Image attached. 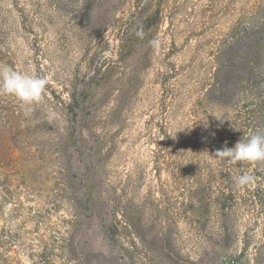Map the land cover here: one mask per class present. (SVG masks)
Segmentation results:
<instances>
[{
	"label": "rangeland",
	"instance_id": "obj_1",
	"mask_svg": "<svg viewBox=\"0 0 264 264\" xmlns=\"http://www.w3.org/2000/svg\"><path fill=\"white\" fill-rule=\"evenodd\" d=\"M253 2L0 0L1 37L14 69L48 81L27 115L11 96L16 116L0 110V155L8 167L0 166V264H40L28 246L69 238L79 252L68 261L56 250V264H264V191H239L224 223L212 203L193 216L196 178L173 175L169 152L183 131L207 124L191 109L196 77L210 59L208 47ZM158 5L161 22L144 31L142 20ZM132 20L144 41L123 50ZM83 81L103 86L82 95L79 112L86 130L79 137L95 155L89 169L73 140L65 144L64 107ZM93 166L100 173L94 211L84 187ZM4 189L15 200L4 203ZM215 191L204 195L213 199Z\"/></svg>",
	"mask_w": 264,
	"mask_h": 264
},
{
	"label": "trees",
	"instance_id": "obj_2",
	"mask_svg": "<svg viewBox=\"0 0 264 264\" xmlns=\"http://www.w3.org/2000/svg\"><path fill=\"white\" fill-rule=\"evenodd\" d=\"M161 20L162 7L158 5L142 20V29L148 31V28L159 24ZM134 24L132 20L124 27L123 50L144 41L136 35L140 26L135 27ZM1 36L0 27V62H2L0 66L8 65L15 68L12 58L7 55L8 51ZM208 49L210 59L205 63L199 79H197L199 73L196 77L199 94L191 104L196 120H206L207 124L204 127L194 126L183 131L185 134L181 142L176 144V147L171 145L169 152L171 160L174 161L171 165L173 175L178 177L193 175V178H196V185L188 200L191 204H195L192 210L193 216L200 217L201 209L212 203L221 210L220 218L224 223L227 221L228 211L235 207V202L241 197L239 191L251 194L252 186L254 189L264 191V162L230 164L215 156L218 149H223L225 146L234 147L240 139L264 129V0H254L249 10L240 14L229 30L218 37ZM188 70L189 79H194L197 69L191 67ZM101 84L99 81L75 83L69 95V102L63 111L67 117L65 122L68 130L65 144L73 140L75 149L86 159L87 169L94 165L95 155L79 137L86 131L81 124L79 112L84 106L82 95L92 87L100 90L103 87ZM55 94L53 92L52 96ZM10 99L8 95L0 94V110L13 111L9 114L14 117L16 116L14 110L19 105ZM19 109L21 110L22 107ZM70 148L69 145L67 150ZM190 149L193 157L191 155L187 159ZM62 157H66L65 153H62ZM6 159L5 155H0L1 169H8L5 165ZM243 174H251L255 179H259V182L238 187L236 178ZM205 176L208 177V182L200 179ZM99 178L100 173L97 167L93 166L87 179L84 180L88 195L86 202L92 211L99 195L97 189ZM176 184L180 185L181 181ZM215 186L216 195L208 200L204 194L207 189H214ZM2 191L4 203L15 200L13 193L8 194L7 189ZM256 198L252 194L250 200L258 204ZM73 202L77 205L80 201ZM261 202L264 203V199ZM34 245L35 243L28 246L27 250H30V256L38 258L40 264H56V250L67 252L68 261L72 257L69 255L79 252L78 243L74 238L58 239L54 244L41 239L40 243L36 244L37 249Z\"/></svg>",
	"mask_w": 264,
	"mask_h": 264
},
{
	"label": "clouds",
	"instance_id": "obj_3",
	"mask_svg": "<svg viewBox=\"0 0 264 264\" xmlns=\"http://www.w3.org/2000/svg\"><path fill=\"white\" fill-rule=\"evenodd\" d=\"M136 35L143 38V30H138ZM149 44L154 49L160 47L158 39L149 41ZM47 84L48 81L44 77L17 71L8 65L0 66V94L15 97L26 115L33 110V105L42 100ZM215 156L230 164L264 162V129H259L245 139H240L234 147L225 146L223 149H218ZM254 181L253 175L243 174L236 178V185L245 187Z\"/></svg>",
	"mask_w": 264,
	"mask_h": 264
}]
</instances>
